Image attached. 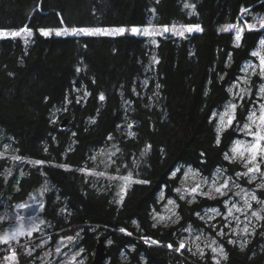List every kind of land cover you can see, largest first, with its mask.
I'll list each match as a JSON object with an SVG mask.
<instances>
[{"label": "trees", "instance_id": "16d2710c", "mask_svg": "<svg viewBox=\"0 0 264 264\" xmlns=\"http://www.w3.org/2000/svg\"><path fill=\"white\" fill-rule=\"evenodd\" d=\"M263 16L264 0H0V30L35 33L27 41L0 39V230L12 204L38 194L45 225L34 236L71 235L93 251L104 235L108 264H264V220L244 247L236 238L220 240L224 255L203 258L166 247L177 248L186 227L203 224L193 218L202 206L178 200L181 225L168 233L153 227L163 199L178 197L172 188L184 167L209 177L237 166L224 158L235 126L218 132L213 113L233 101L230 85L263 32L246 29L237 46L235 33L220 29ZM172 25L202 31L149 39L38 35L47 28ZM247 106L244 100L237 107L236 122L244 121ZM99 150L114 153L104 161L95 156ZM122 177L131 179L119 195ZM257 192L264 201V189ZM201 201L205 208L219 204ZM26 249L15 247L16 264H31Z\"/></svg>", "mask_w": 264, "mask_h": 264}, {"label": "rangeland", "instance_id": "374dc122", "mask_svg": "<svg viewBox=\"0 0 264 264\" xmlns=\"http://www.w3.org/2000/svg\"><path fill=\"white\" fill-rule=\"evenodd\" d=\"M264 18V16L262 17ZM260 20H256L255 22L251 24L244 25L243 23L235 24L233 29H230L235 33L234 36H237L239 33L240 35L243 34V32L248 29L247 25H254V29L256 30H262V39H264V29H261L260 27ZM167 27L169 30L164 31V28ZM188 27L192 26H157V27H129V28H110V29H104L107 31L108 34H96V35H111L115 36L118 34H131L134 36H143L149 38H157V37H163L164 35H173L178 37H185L188 33H193L195 30V27H193V30L191 32L187 31ZM137 28L141 30V33L145 28L149 30L150 35H144V34H134L132 33V29ZM117 29H124L125 31L123 33L119 32H113V30ZM40 30V29H39ZM38 30V35L45 37V38H51V37H73L77 35H87L84 32H80V29L77 30L76 33H73L74 28H59V29H53V28H47L46 30H51L50 34L45 36L42 35L41 32ZM59 30L62 34L56 35V31ZM66 30V32H65ZM86 30H93V29H86ZM95 30V29H94ZM101 30V29H100ZM176 32H184L183 36L180 35H174L173 31ZM242 30V31H241ZM5 33V36L3 38H13L11 36V33L14 31L10 30H2ZM20 32V34L14 38H21L24 41L30 40L32 37V34L35 35L34 32H30L29 30L26 31H15ZM89 35V34H88ZM2 39V38H0ZM261 39V40H262ZM260 42V41H259ZM258 42V48L257 50H260L261 55H264V49L260 48V43ZM253 56V55H252ZM259 58L257 56H253L252 59H249L244 66L243 69L249 65H255V74H253V69L251 67H248V71L244 72L242 71V75L239 77L237 76V80H235L232 85H230V89L232 91L230 92V98H232L233 101H231L229 104H236V106L239 108H243V102L244 100L247 101L248 106L246 109L245 114L243 115L242 119L244 121H241V123L236 122L237 114L235 113V119L233 120L232 124H234L233 131L237 134L236 138H233L231 143L228 156H232L231 149L234 146L236 141H240L244 145H251L254 143V138L247 133V130H245L244 125L249 123L248 117L250 113L256 112L257 116H259V108L261 104H264V99H261V94L259 92V89L262 85H264V78H261L259 75ZM256 77V79L253 81V79ZM247 79V83H244V80ZM234 85H238V87H234ZM228 104V105H229ZM236 107V109H237ZM225 111V108H222L221 110L216 112V115L214 116L217 119L218 128L220 127V121H219V115ZM227 121V117H225V123ZM229 128V126L223 128L219 132H224ZM255 129L253 128V131ZM264 144V141L261 142ZM114 152L110 150H99L95 152V156L102 157V160H110L112 157V154ZM249 154L245 152L244 158L241 159L239 156L237 159L233 162H230L231 164H236L237 166L232 169L228 173L226 170H217L213 172L209 177H203L201 174H199L197 171H195L191 167H184V170L179 174V177L177 179V184L173 186L172 192L173 194H178V197L171 195L168 198L163 199V204L159 206L157 210L153 213V221L155 222L156 226H160L162 229L165 230V232L168 233L169 229L177 228L179 225H181V222L183 220V216L180 214L179 209V201L185 202L187 206H192L195 203L202 206L201 209L193 215V218L197 219V223L203 222L200 226H190L186 227L188 229L187 236L179 240V244L181 241H184L186 243V247L182 249L181 251H188L190 255L195 257H204L209 254H218L220 253H214L212 252V248H223V246L220 243V240L226 241L229 243L230 241H233L235 238L237 239L236 242H240L241 246L244 247L248 241L247 236L249 234L255 233L258 229L262 228V222L264 220V201H262V198L258 195L259 189H264V187H258V185L264 184V180L261 179L260 173H251L249 175H237L238 173L243 174L247 172L248 167H253L254 165L249 163L247 166H245V161L248 160ZM257 163L260 164L261 172L264 170V160H261L259 157L257 158ZM189 170L192 172L198 173L197 176L192 175H186V173H189ZM178 171L174 172L175 174ZM99 176V175H98ZM100 177V176H99ZM172 177L173 174H172ZM252 177H255L252 179ZM109 180H112L113 178L107 177ZM122 177L119 179L118 185H117V194L121 195L123 193L125 187L130 183L129 180H125ZM251 179V182H249ZM205 180L207 182H205ZM225 181L228 182V188L222 189L224 191V195H220L214 191L215 187H219L220 185L224 184ZM197 184L201 185V188L199 190V194H192L189 195V192L187 190H190L191 188L195 187ZM176 189H180V192H177ZM123 190V191H122ZM203 193H209V196L203 195ZM239 193V195H236ZM255 195L256 200H252L251 197ZM181 196L184 198L181 199ZM41 196L38 194H31V196H28L27 199L21 200L19 202H16L12 204L11 209L6 210L4 212V216L2 218V223H4V226L0 230V236H3L6 233H12L19 229L21 232H23V235H18L15 240H10L6 245L10 243H19L21 239H28V242L25 244L24 242L20 245H15L14 247L10 246L6 249L0 250V264H16V254L15 259H12V253H15V247L19 248L21 246H27L26 252L29 249L28 257L30 258L31 264H89L94 256V250L93 251H86L84 249L83 240L81 239H75L74 236L71 235H61L59 237H56L55 239H52L57 233H50L43 235L41 237L34 236L41 227L45 225V220L42 218V216H36L32 220H21L18 218L14 210L19 207H24L29 204H36L40 201ZM209 199L210 201L217 200L219 201V204L210 206V207H203L204 204L201 200L203 199ZM169 200H172L175 202V204L170 205L168 203ZM245 200H248V203L251 205L250 208L246 207ZM191 201V202H189ZM225 201H227V204H225ZM235 204L237 208L241 209V211H236L235 209L232 210V215L228 216V209L232 207V205ZM212 209H216L219 211L220 215H216L215 212L212 211ZM255 211L260 214L262 217L261 219H256L254 216H252V212ZM199 214V215H198ZM160 217H164V219H160ZM155 218V219H154ZM193 223H191L192 225ZM247 228V232L244 231V229ZM36 229L35 231H32L31 236L27 235V233L32 230ZM180 229V228H179ZM184 228H181L180 230H183ZM176 231V230H174ZM173 231V232H174ZM218 235V233H221ZM59 234H64L65 232H58ZM166 233V234H167ZM104 236V235H103ZM67 237H72V240H67ZM200 237L199 240L196 238ZM141 240L143 243L147 245H155L159 246V244H153L151 241L146 238H137ZM215 241V243H213ZM38 242V244H37ZM235 242V241H234ZM35 243V245L33 244ZM29 244H33L34 247H30ZM37 244V245H36ZM0 245H5V243H0ZM11 245V244H10ZM110 245V241H106V246L108 247ZM209 245L211 247H209ZM106 247V248H107ZM168 250H171L176 253H180L175 251L173 248H169L166 246ZM179 247V246H178ZM59 249V251H57ZM198 249L203 251V256L200 255V252ZM195 253V254H194ZM122 257H124L122 255ZM187 258V257H186ZM190 260V258H187ZM24 264H30V263H24ZM108 264L106 259L105 263Z\"/></svg>", "mask_w": 264, "mask_h": 264}, {"label": "snow or ice", "instance_id": "6c2138e0", "mask_svg": "<svg viewBox=\"0 0 264 264\" xmlns=\"http://www.w3.org/2000/svg\"><path fill=\"white\" fill-rule=\"evenodd\" d=\"M185 7H189L188 4H185ZM244 11V10H242ZM196 31H202V29H200L199 26H194ZM235 26L233 25H226L223 28L220 29V31L223 32H227L230 29H233ZM249 30H253L254 29V25H247ZM260 27L261 29H264V18H261L260 20ZM27 29H21L20 31H26ZM169 29L167 27L164 28V31H168ZM193 30V27H188L187 31L191 32ZM41 32L42 35H49L51 30H46V29H40L39 30ZM77 30H73V33H76ZM80 32H84L86 34L89 35H96V34H108L106 30H100V29H95V30H86V29H81L79 30ZM125 30L124 29H117V30H113V32H119V33H123ZM132 33L134 34H144V35H150L149 30L147 28H145L143 30V32L141 33V30L137 29V28H133ZM242 31V30H241ZM66 32V30H65ZM20 34V32H12L11 36L14 38L16 36H18ZM62 33L57 30L56 31V35H61ZM174 35H180L183 36L184 32L180 31V32H176L175 30L173 31ZM5 36V33L0 30V38H3ZM239 41H240V34L238 33L236 36V42H237V46H239ZM153 43H155V41H153ZM260 48L264 49V39H262L260 42ZM253 56H257L259 58L260 64H259V75L261 78H264V55H261L260 50L254 51L252 53ZM248 67H251L253 69V74H255V69L256 66L255 65H249L247 67H245L244 69H242V71L247 72L248 71ZM77 71H80V69H77ZM244 83H247V79L244 80ZM159 87V85L157 86ZM234 87H238V85H234ZM229 92L232 91V89L228 90ZM259 92L261 94V99H264V85H262L259 89ZM47 99V98H46ZM100 99L103 100L104 96L103 94H101ZM236 104L232 103L229 105H226L225 107V111L223 113H221L219 115V121H220V127L218 128V132L220 130H222L223 128L230 126L233 122V120L235 119V113H236ZM213 115L215 116L216 113H213ZM225 117H227V121L225 123ZM249 123L244 125L245 130H247V133L249 135H251L254 138V143H252L251 145H244L242 144L240 141H236L234 146L231 149L232 152V156L229 157L228 154H225V160H229L230 162H233L237 159V157L239 156L241 159L244 158L245 152H247L249 154V159L245 161V166H247V164L251 163L254 166L253 167H248L247 172L240 174L238 173L237 175H249L251 173H260L261 177L264 178V172H261L260 169V164L257 163V158L259 157L261 160H264V144H262L261 142L264 141V104L260 105L259 108V116H257L256 112H252L250 113L249 117H248ZM54 122V121H53ZM129 127H131V125H129ZM253 128L255 129L253 131ZM129 135H133V133H129ZM111 138V137H109ZM220 142V138L219 135L217 136V143ZM14 159H19V157H15ZM33 163H35L36 165L42 164L43 161H34ZM64 167H67L66 165ZM81 171H85V170H81ZM91 174V173H89ZM192 175V176H197L198 173L196 172H192L191 170H189V173H186V175ZM100 175H103V173H100ZM173 176H175V173H173ZM255 177H252V179H254ZM123 179L125 180H129L130 181V177H124ZM140 183H148V181H138ZM205 182H207L205 180ZM251 182V179L250 181ZM258 187H264V184L258 185ZM201 188L200 184H197L195 187L191 188L190 190H187L189 192V195L192 194H199V190ZM228 188V182L225 181L224 184L220 185L219 187H215L214 191L220 195H224V191H222V189H227ZM123 191V190H122ZM177 192H180V189H176ZM203 195L209 196V193H203ZM236 195H239V193H237ZM184 197L181 196V199H183ZM161 199H163V196H161ZM252 200H256V196L253 195L251 197ZM123 200V196H121L120 201L121 202ZM191 202V201H189ZM168 203L170 205L175 204L174 201L169 200ZM225 204H227V201H225ZM245 205L246 207L250 208L251 205L248 203V200H245ZM235 209L236 211H241V209L237 208L235 204L232 205L231 208L228 209V216L232 215V210ZM213 212L216 213V215H220L219 211L216 209H212ZM199 215V214H198ZM252 216H254L256 219H261L262 217L260 216L259 213L253 211L252 212ZM155 219V218H154ZM160 219H164V217H160ZM156 225L153 224V227H155ZM36 229H32L30 230L27 235L31 236L32 231H35ZM186 231L188 229H185ZM121 231H125L124 229H121ZM245 232H247V228L244 229ZM24 233L21 232L19 229H17L16 231L12 232V233H6L3 236H0V243H8L10 240H15L16 237L18 235H23ZM222 234L218 233V235ZM197 240L200 239V237L196 238ZM67 240L71 241L72 237H67ZM146 242H147V238H146ZM232 241H230L231 243ZM151 243L155 244L157 243V241H151ZM213 243H215V241H213ZM169 248H172L173 245L169 244L168 245ZM186 247V243L184 241H181L179 244V247L175 248V251L180 252L182 249H184ZM209 247H211L209 245ZM212 252L214 253H220L221 255H224V251L223 248H212L211 249ZM57 251H59V249H57ZM198 251L200 252V255L203 256V251L198 249ZM195 254V253H194ZM12 259H15V253H12ZM216 264H219V261H216Z\"/></svg>", "mask_w": 264, "mask_h": 264}, {"label": "water", "instance_id": "95a60500", "mask_svg": "<svg viewBox=\"0 0 264 264\" xmlns=\"http://www.w3.org/2000/svg\"><path fill=\"white\" fill-rule=\"evenodd\" d=\"M68 123V118H64L60 124V127L66 128V125ZM264 172V170L262 171ZM262 180L264 178L261 177ZM41 203H36L32 205H27L24 207H19L14 210V213L19 218H29L34 217L37 215L39 208L41 207ZM97 243L94 248V256L92 261L89 264H104L106 259V240L107 238L105 236L98 237Z\"/></svg>", "mask_w": 264, "mask_h": 264}, {"label": "flooded vegetation", "instance_id": "af4514ba", "mask_svg": "<svg viewBox=\"0 0 264 264\" xmlns=\"http://www.w3.org/2000/svg\"><path fill=\"white\" fill-rule=\"evenodd\" d=\"M37 203H41L42 205H41V207L39 208V211H38V213H37V215L36 216H41L42 215V213H43V211H44V209H45V205H44V202H41V201H39V202H37ZM29 205H31V204H29ZM36 216H34V217H36ZM34 217H29V218H20L21 220H32V218L34 219ZM19 218V217H18ZM107 238V237H106ZM108 240V239H107ZM106 240V241H107Z\"/></svg>", "mask_w": 264, "mask_h": 264}]
</instances>
